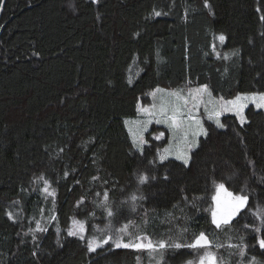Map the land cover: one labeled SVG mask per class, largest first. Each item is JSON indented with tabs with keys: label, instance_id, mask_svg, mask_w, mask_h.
Masks as SVG:
<instances>
[{
	"label": "trees",
	"instance_id": "1",
	"mask_svg": "<svg viewBox=\"0 0 264 264\" xmlns=\"http://www.w3.org/2000/svg\"><path fill=\"white\" fill-rule=\"evenodd\" d=\"M208 4L0 0V264H187L202 233L217 264H264V112L245 108L243 125L225 114L223 128L204 119L187 166L159 160L156 127L141 151L125 125L156 88L264 93V0ZM221 183L248 202L217 228ZM76 222L153 247L90 251Z\"/></svg>",
	"mask_w": 264,
	"mask_h": 264
},
{
	"label": "rangeland",
	"instance_id": "2",
	"mask_svg": "<svg viewBox=\"0 0 264 264\" xmlns=\"http://www.w3.org/2000/svg\"><path fill=\"white\" fill-rule=\"evenodd\" d=\"M223 35V34H221ZM219 37V36H218ZM225 42V40H224ZM219 39L217 40V45H221L222 43ZM220 43V44H219ZM204 86L200 87H194L190 86V84H181L179 85L178 89H162V88H156L150 92H147L145 96L138 101L137 105V116L134 118H126L125 119V125L128 128L129 134L131 136V140L136 141V144L134 147L137 150H140L143 148V145L139 144L140 137H143L145 139V134L147 132H150L154 127V129L158 130V136L155 135V137H159L158 140L164 139L166 141V144L159 148L157 151L158 157L160 160L161 155H165L164 150L169 149V152L167 153V159L169 158H174L176 159V155L180 151H188L187 149V144L191 143L193 140L196 141V146L191 148L190 151H188V155L190 157L192 150H194L198 144L200 137H203L204 135H198V136H193L194 132H197L199 130V126H202L204 128V122L203 120L206 119L207 121L212 122V124L216 125V119L218 118L221 122V116L225 114H234L233 111H224L223 106L228 102V101H233L236 99L237 96H245V95H251L254 93H246L244 94H238L234 96L233 98L230 99H223L214 96L210 90L207 88L206 91L203 93L199 94L197 99L193 101L191 98L190 93H193V90L198 89V88H203ZM157 89H160L162 91H156ZM172 93H178L181 99H177V96L172 95ZM184 100L188 101L187 107L183 108L182 111L185 113L183 119L186 121L185 125L183 126L182 130H177L169 127V122H164L165 117L161 115V108L164 107L167 109V115H171L172 108L174 106H183ZM240 103H246V107L248 108L249 106H253L254 109L256 108L255 104L251 101H244L241 100ZM195 105V106H194ZM230 108L231 105H228ZM245 108L243 109V115L245 116ZM191 110V116L192 120L187 119V113L188 111ZM264 112V109H260ZM216 112H219V117L215 115ZM211 116V119L209 118ZM236 116V115H235ZM237 120L239 121L238 123L241 124L240 119L236 116ZM157 120H160V123H157ZM196 121H199L200 124L197 125ZM158 128V129H157ZM146 129V130H145ZM205 129V128H204ZM153 131V130H152ZM185 132H187V139H185ZM163 133L161 136L160 134ZM157 139V138H156ZM145 141V140H144ZM134 144V142H133ZM166 160V159H165ZM177 160V159H176ZM179 161V160H178ZM190 161V159H189ZM181 162V161H180ZM215 193L212 196V213L214 210H216V202L213 199L214 196L217 194V189H215ZM229 191V190H227ZM231 192V191H229ZM234 194V193H233ZM234 195H239V194H234ZM223 199V197H222ZM212 216V215H211ZM215 225V224H214ZM224 226V224H222ZM221 225V226H222ZM216 226V225H215ZM117 227V226H116ZM87 227L84 226V231L80 233L83 237H85L87 243L88 241L95 239L100 246L106 245V243H103L104 240H107L110 245L115 246L116 240H120L122 243H143L145 245L148 244L149 240L140 237L139 235H131L128 233L127 230L125 231H120L121 228H119L115 234L117 236L116 239L111 240L110 237L108 236L109 233H105L103 237H97L95 234L88 233ZM79 232V230H78ZM104 231H100V234H103ZM124 237H127V240L124 241ZM80 238V236H79ZM141 238V239H138ZM84 239V238H83ZM99 248V247H97ZM147 248V247H144ZM204 249L201 251L195 260H191L187 264H200V259L203 255H205L206 252H210L212 255L214 254L208 247L202 248ZM216 257V256H215ZM151 261L149 263L151 264H158V258L156 256L151 255ZM140 263V259L138 261ZM138 263V264H139ZM207 264V262H206Z\"/></svg>",
	"mask_w": 264,
	"mask_h": 264
},
{
	"label": "snow or ice",
	"instance_id": "3",
	"mask_svg": "<svg viewBox=\"0 0 264 264\" xmlns=\"http://www.w3.org/2000/svg\"><path fill=\"white\" fill-rule=\"evenodd\" d=\"M93 3H98V0H92ZM206 8H210V5L208 4V0H205ZM160 12H155L156 16H159ZM264 19V17H262ZM218 39L221 42H224L225 36L219 35ZM207 90V86H204L203 88H198L193 90V93H190L191 98L193 101L197 99L199 94L203 93ZM156 91H162L160 89H157ZM172 95L177 96V99H181L178 93H172ZM241 100L248 101L251 100L256 108L258 109H264V93H254L251 95H245V96H237L235 100L228 101L224 106V111H233L234 114L240 119L241 125L247 122L246 117L243 115V109L247 106L246 103H240ZM188 104L187 100H184L183 106H174L172 108L171 115H167V109L162 107L161 108V115L165 117L164 122H169V127L177 130H182L183 126L185 125L186 121L183 119L185 113L182 111V107L186 108ZM228 105H231L229 108ZM195 106V105H194ZM219 112H216L215 115L219 117ZM211 119V116L209 117ZM187 119L192 120L191 116V110L187 113ZM160 120H157V123H160ZM216 125L217 127L223 128L224 125L220 122V120L216 119ZM196 124L199 125L200 122L196 121ZM146 130V129H145ZM207 135V131L202 127L199 126V130L197 132L193 133V136L198 135ZM161 136L163 133L160 134ZM157 139L159 137H156ZM185 139H187V132H185ZM134 145L136 144V141L134 139ZM145 143L143 137H140L139 144L143 145ZM196 146V141L193 140L191 143L187 144L188 151L191 150V148ZM142 151V148L140 149ZM188 151H180L176 155V159L181 161L185 166L189 163V155ZM165 155L160 156V160L164 161L167 159V153L169 152V149L164 150ZM147 178L141 177V183L145 182ZM223 197V199H222ZM105 199H107V196H105ZM135 199V197H133ZM213 199L216 202V210L212 213V222L216 225L217 228H220L222 224L227 225L230 224L232 219L241 211L242 208H244L248 202V197L246 195H234L232 192L227 191L225 188V185L223 183L217 185V194L213 197ZM109 216L112 215V212L109 211ZM9 218H11V214H9ZM79 225V232L82 233L84 231V226L80 222H76ZM245 227H248V225H245ZM126 229L122 228L120 231H125ZM259 231V229H257ZM78 233L75 231H70L69 235H77ZM81 239H83V236H80ZM141 239V238H138ZM107 240H104L103 243H107ZM258 243L261 249H264V238H258ZM115 246L117 248L123 247V248H152L153 245L149 241L147 245L143 243H122L120 240H116ZM231 246V245H230ZM97 247H100V244L95 240L92 239L88 241V248L90 251H95ZM160 248L166 247L165 244L160 243ZM176 248H180V244L175 245ZM188 247L196 248V247H211L210 242L207 240L206 236L202 233L192 244L188 245ZM243 249H241V255H243ZM217 264V259L214 255H212L210 252H206L205 255H203L200 259V264ZM253 262H255V258H253Z\"/></svg>",
	"mask_w": 264,
	"mask_h": 264
}]
</instances>
